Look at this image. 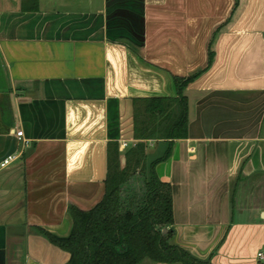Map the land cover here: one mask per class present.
Returning a JSON list of instances; mask_svg holds the SVG:
<instances>
[{
  "label": "crops",
  "instance_id": "0c3cea01",
  "mask_svg": "<svg viewBox=\"0 0 264 264\" xmlns=\"http://www.w3.org/2000/svg\"><path fill=\"white\" fill-rule=\"evenodd\" d=\"M202 69L184 89L187 135L156 165L172 189L165 229L197 261L258 264L264 0H0V162L15 154L0 167V264H66L38 228L67 235L68 205L104 194L109 142L123 164L141 140L135 99L176 96L173 77ZM142 141L163 152L165 139Z\"/></svg>",
  "mask_w": 264,
  "mask_h": 264
},
{
  "label": "trees",
  "instance_id": "16d2710c",
  "mask_svg": "<svg viewBox=\"0 0 264 264\" xmlns=\"http://www.w3.org/2000/svg\"><path fill=\"white\" fill-rule=\"evenodd\" d=\"M213 57L210 50L206 68ZM204 70L174 76L176 96L135 99V137L141 140L125 153L123 164L118 142H109L101 200L86 210L69 204L72 226L65 236L38 228L50 243L69 253L66 264H139L144 259L208 264L193 259L170 241L169 232L162 231L174 223L173 197L170 184L161 181L156 171L157 163L168 157L173 139L187 135L188 100L184 89ZM153 138L165 139L164 149L160 155L149 156L142 139ZM136 176L139 182L133 181Z\"/></svg>",
  "mask_w": 264,
  "mask_h": 264
},
{
  "label": "built area",
  "instance_id": "2783aa9c",
  "mask_svg": "<svg viewBox=\"0 0 264 264\" xmlns=\"http://www.w3.org/2000/svg\"><path fill=\"white\" fill-rule=\"evenodd\" d=\"M17 137L20 139L23 136V132L21 130L16 132ZM23 145L27 146L29 144V140L26 138L22 139ZM15 158V154H9L0 162V167H4L9 164ZM164 229V228H163ZM257 259L260 263L264 264V251H259L257 253Z\"/></svg>",
  "mask_w": 264,
  "mask_h": 264
},
{
  "label": "rangeland",
  "instance_id": "374dc122",
  "mask_svg": "<svg viewBox=\"0 0 264 264\" xmlns=\"http://www.w3.org/2000/svg\"><path fill=\"white\" fill-rule=\"evenodd\" d=\"M138 179H139L138 176H136V177L133 179V181H134V182H139ZM135 187L138 188L139 185H136ZM139 264H152V260H150V259H144V260H143L142 262H140Z\"/></svg>",
  "mask_w": 264,
  "mask_h": 264
},
{
  "label": "water",
  "instance_id": "95a60500",
  "mask_svg": "<svg viewBox=\"0 0 264 264\" xmlns=\"http://www.w3.org/2000/svg\"><path fill=\"white\" fill-rule=\"evenodd\" d=\"M162 231H163V232H167V229L164 228Z\"/></svg>",
  "mask_w": 264,
  "mask_h": 264
}]
</instances>
